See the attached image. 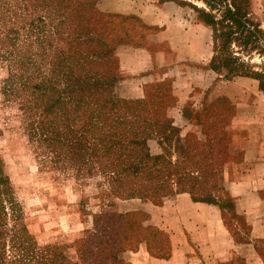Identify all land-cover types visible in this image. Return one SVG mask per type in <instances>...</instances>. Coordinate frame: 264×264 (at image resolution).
<instances>
[{
  "label": "rangeland",
  "instance_id": "rangeland-1",
  "mask_svg": "<svg viewBox=\"0 0 264 264\" xmlns=\"http://www.w3.org/2000/svg\"><path fill=\"white\" fill-rule=\"evenodd\" d=\"M79 1L83 2L81 7L77 6ZM107 1H90L89 3H93V12L87 14L89 10L85 2L88 0H73L69 12L79 20L69 21L64 27L66 41L58 40L54 35L53 45L60 46L80 60L81 53L85 50L106 52L96 64L93 63V67L95 71L114 72L118 81L110 88L109 95L117 100L140 102L137 105L142 104L145 108L139 113L140 118L143 115L158 121L159 125L154 130L163 125L161 120L164 119L179 130L168 137L156 135L154 131L151 136L144 137L141 146L142 156H162L166 162L172 161L170 169L174 174L169 177L168 184L172 185L174 191L178 190L176 171L179 170L181 174L198 179L196 185L199 187L195 189L198 195L209 193L225 196L226 191L229 192L225 181L229 174L233 173L235 179H238L250 167L248 163L238 165L230 162L233 158L240 160L242 156L230 146L233 138L230 124L237 129L238 138L244 136L246 130L258 139L264 136V93L257 90L259 95L255 94L254 79L235 77L227 80L226 70L222 69L221 73H217L210 69L215 54L213 28L204 23L197 10L203 9L213 14L218 22L225 15L226 8L234 10L231 2L228 0L227 3H219L211 11L204 0H147L143 6H147L145 14L148 18L142 16V9H139L140 14L111 11ZM165 2H176L185 18L200 26L195 35L190 33L191 36H181L176 30L172 33L171 29L166 32L173 10L162 7ZM245 8L241 6V9ZM245 13L252 15L247 16L249 21L244 23L242 34L250 31L257 36L256 41L261 39L260 42L264 45V35L257 31H264V0H252L251 8L246 9ZM59 20H46L45 30L49 32ZM226 23L231 24L230 21ZM23 34L21 31L20 35ZM79 34L83 35V40L91 34L95 37V43L79 44V40H76ZM200 36H204V42L210 45L212 51V56L206 63L190 60L187 53L182 56L177 54L175 46L176 42L178 45L182 43L181 37L187 42ZM239 36L236 35L235 38ZM101 37L96 42V38ZM190 43L189 41L188 44ZM261 43L257 47L250 44L245 49L233 41L227 51L245 65L244 71L262 73L264 53L261 54L258 49ZM32 50L37 52L40 46L34 44ZM51 58L49 56L45 63L47 73L52 67L49 63ZM37 59L40 62L42 58ZM9 71L8 62L0 61V158L21 210L20 220L27 227L35 253L44 256L48 248L54 246L59 247L73 262L100 264V260L89 259L87 255L83 260L80 259L82 253L88 250L84 244L91 232L96 234L95 250L110 255L114 249L120 250L121 253L116 257L128 264L129 257H134L132 252L139 249L145 238H150L153 250L163 247L166 250L168 233H158L152 227L145 226L152 219L150 210L159 207L156 201L118 197L107 174H103L90 155L88 162L94 173L81 177L74 167L53 163L51 155L46 156L38 144L30 140L25 130L21 98L3 93ZM238 102L242 104L239 115ZM185 112L189 115L184 114ZM133 114L129 110V120ZM130 131L132 129L129 124V133ZM180 145L188 148V153H181ZM137 155H140L138 148ZM151 164L152 161L146 162L144 171L136 178L131 177V182L135 181L137 184L131 185L130 182V188H147L148 183L154 187L166 180L167 173L163 170L165 163L157 162L155 170L149 168ZM150 178L151 182L147 183L145 179ZM185 188L189 189L188 186ZM176 196L174 194L168 200ZM159 200L162 203L165 201ZM223 218L233 232L237 231L239 237L245 238L247 229L242 226V220L234 217L230 210H225ZM7 223L8 229L14 225L10 217ZM256 243L264 253V242ZM7 254L11 255L9 252Z\"/></svg>",
  "mask_w": 264,
  "mask_h": 264
},
{
  "label": "trees",
  "instance_id": "trees-1",
  "mask_svg": "<svg viewBox=\"0 0 264 264\" xmlns=\"http://www.w3.org/2000/svg\"><path fill=\"white\" fill-rule=\"evenodd\" d=\"M90 1L92 0L85 2L89 10L87 14L93 12V3H89ZM229 1L234 10L226 8L225 15L218 22L213 14L203 9L197 10L204 23L213 28L215 54L211 60L210 69L217 73H221L222 69L226 70L227 80L235 77L252 78L259 82V91L264 93V70L262 73L244 71L245 65L239 63V59L227 51L233 41L245 49L250 44L257 47L261 43V39L259 42L256 41L257 36L250 31L248 34H242L244 23L246 20L249 21L247 16L252 15V13H245L246 9L251 8L252 0ZM204 2L213 11L216 5L227 3L228 0H204ZM72 3L73 0L13 2L0 0V61H7L10 69L3 93L21 98L25 130L30 140L37 143L46 156L51 155L54 158H51L53 163L72 166L81 177L94 173L93 167H90L88 162L90 155L103 174H107L113 191L118 197L150 199L156 201L157 206H162L166 200L170 199V196L188 193L195 202L218 205L223 214L225 210H230L234 217L243 221L242 226L246 227L245 234L248 235L250 226L244 216L236 213L235 199L229 192L226 191L225 196L222 197L209 193L198 195L195 190L199 187L196 185L198 179L181 174L179 170L176 171L178 190L174 191L172 185L168 184L169 177L174 174V171L170 169L172 161L166 162L162 156L152 158L149 155H141L144 137L151 136L154 131L156 135L168 137L179 130L164 118L161 120L163 125L154 130L159 125L158 121L143 115L140 118L139 113L142 109L145 110L142 104L137 105L140 102L117 100L109 95L110 88L117 83L118 79L114 72L112 74L110 71L108 73L95 71L93 67V63L96 64V61L106 55V52L85 50L81 53L80 60L73 57L71 53L68 54L69 52L60 46L53 45L54 35L58 37V40H65L64 27L69 21L79 20L69 12ZM82 5V1L77 4L78 7ZM241 6L246 8L241 9ZM56 19H60L58 24L49 30L50 33L47 32L46 23ZM226 21H230L231 24H227ZM21 31L24 32L23 35H20ZM257 31L258 34L264 35V31ZM236 35L240 36L235 38ZM82 37L83 35L79 34V38L76 39L79 40V44L95 43V37L91 34H88L85 40ZM100 39L102 37L96 38V42ZM34 44L40 46L37 52L32 50ZM258 49L261 54L264 53L263 43ZM49 56L52 57L49 62L52 67L47 73L45 63L48 62ZM39 57L42 58L40 62L37 59ZM129 110L134 112L131 120H129ZM137 113L139 116H136ZM184 114L189 115L187 112ZM129 124L131 133H129ZM137 148L140 150V155H137ZM179 149L185 154L189 150L182 145ZM151 161L149 168L152 170L157 167V162L165 163L163 170L167 173L166 180L151 187L148 183L151 182V178L145 179L148 183L147 188H130L132 178H136L140 172L144 171L145 163ZM136 184L135 181L131 182V185ZM159 199L166 200L162 203ZM20 211L0 158V264H79L69 260L59 247L51 246L44 256H40L41 253H35L27 227L20 220ZM9 217L14 222L11 229H8ZM145 226L152 227L158 233L166 234L165 231L151 224ZM230 229L238 244L246 243L244 237H239L237 231L233 232L231 227ZM95 237L96 234L91 232L86 238L84 246L88 250L82 253L80 259L83 260L87 255L89 259L100 260V264H128L116 257L121 253L120 250L114 249L112 255L95 250ZM7 238H9V245H7ZM259 241L264 242V240ZM143 242L147 243L149 252L157 257H167L171 252L169 234H166L168 245L166 250L164 247L157 251L153 250L150 238H145ZM255 249L264 260V253L257 243H255ZM8 252L11 255L8 256Z\"/></svg>",
  "mask_w": 264,
  "mask_h": 264
},
{
  "label": "crops",
  "instance_id": "crops-1",
  "mask_svg": "<svg viewBox=\"0 0 264 264\" xmlns=\"http://www.w3.org/2000/svg\"><path fill=\"white\" fill-rule=\"evenodd\" d=\"M146 1L108 0L107 5L111 11L125 14H140L139 9H142V16L149 18L145 14L147 6H143ZM162 7L173 10L166 32L169 29L172 33L176 30L181 36L197 33L200 26L187 20L176 2H165ZM180 39L184 44L178 45L176 42L177 54L182 56L187 53L188 58L197 63H206L212 56L210 45L204 42V36L195 40L189 39L187 42L190 41V45L184 42V38ZM254 82V92L259 95V82ZM241 105L238 102V115ZM230 127L233 135L230 146L242 154L240 160L233 158L230 162L238 165L250 164L247 172L242 173L238 179L232 173L225 180L229 193L235 199L236 213L244 216L250 226L249 234L245 236L246 243L236 242L218 205L195 202L190 194L182 193L150 210L152 219L149 224L166 231L170 236L169 256L152 255L147 243H143L137 251L132 252L134 257H129L131 264H264L255 249V243L264 240V136L258 139L246 130L244 136L238 138L237 129L232 124Z\"/></svg>",
  "mask_w": 264,
  "mask_h": 264
}]
</instances>
